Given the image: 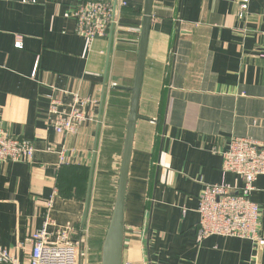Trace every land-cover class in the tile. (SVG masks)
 <instances>
[{"label":"crops","instance_id":"obj_1","mask_svg":"<svg viewBox=\"0 0 264 264\" xmlns=\"http://www.w3.org/2000/svg\"><path fill=\"white\" fill-rule=\"evenodd\" d=\"M83 0H0V119L30 141L31 164H0V245L15 260L42 230L72 228L78 264H100L115 198L144 0H108L116 26L87 50L70 11ZM153 0L124 210V264H264V243L196 241L204 184L240 187L222 172L233 137L264 144V0ZM20 38L21 46L15 44ZM94 118L60 136L52 98ZM67 150L71 160L59 163ZM251 199L264 234V174ZM0 264H11L0 262Z\"/></svg>","mask_w":264,"mask_h":264},{"label":"built area","instance_id":"obj_2","mask_svg":"<svg viewBox=\"0 0 264 264\" xmlns=\"http://www.w3.org/2000/svg\"><path fill=\"white\" fill-rule=\"evenodd\" d=\"M246 8L247 2L244 0L241 10ZM70 14L75 20V32L85 39L89 51L97 39L104 38L109 28L117 25L120 8L108 0H83L71 9ZM15 44L21 46L20 38L16 39ZM59 104L57 99L52 98L49 105L50 121L57 135L75 134L84 123L94 120L85 109L87 105L93 104V100L75 96L68 110L60 109ZM34 152L30 141L11 135L0 119V164H31ZM67 152L65 149L60 151V164L70 163ZM222 157L223 176L227 173L234 174L240 178L241 184L237 190L224 181L204 184L198 196L196 241L201 243L209 236L218 235L263 244L264 234L259 228L260 208L251 199V192L256 178L264 174V144L246 137H233L228 148L222 152ZM43 203L44 227L30 234V249L25 252L23 261L18 263L11 252L0 245V262L78 264L77 246L71 240L72 228H63L56 239L51 240L46 226L51 222L53 198L50 197Z\"/></svg>","mask_w":264,"mask_h":264},{"label":"water","instance_id":"obj_3","mask_svg":"<svg viewBox=\"0 0 264 264\" xmlns=\"http://www.w3.org/2000/svg\"><path fill=\"white\" fill-rule=\"evenodd\" d=\"M152 2L153 0H144L133 83L131 87L126 88L131 93L129 113L119 166L115 198L101 246L100 264H124L123 243L125 231V195L135 126L138 118L140 117L138 114V106L145 66L146 46L151 24Z\"/></svg>","mask_w":264,"mask_h":264}]
</instances>
